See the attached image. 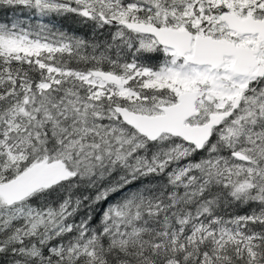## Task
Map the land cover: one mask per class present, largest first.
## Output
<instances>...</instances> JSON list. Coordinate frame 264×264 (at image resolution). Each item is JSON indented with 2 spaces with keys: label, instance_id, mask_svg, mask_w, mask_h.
I'll return each instance as SVG.
<instances>
[{
  "label": "snow or ice",
  "instance_id": "1",
  "mask_svg": "<svg viewBox=\"0 0 264 264\" xmlns=\"http://www.w3.org/2000/svg\"><path fill=\"white\" fill-rule=\"evenodd\" d=\"M0 264H264V0H0Z\"/></svg>",
  "mask_w": 264,
  "mask_h": 264
}]
</instances>
